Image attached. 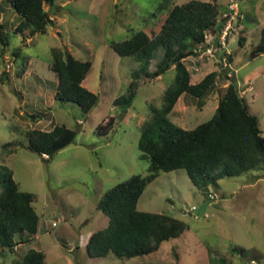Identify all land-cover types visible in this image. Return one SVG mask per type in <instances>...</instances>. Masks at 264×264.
Segmentation results:
<instances>
[{
	"label": "rangeland",
	"instance_id": "374dc122",
	"mask_svg": "<svg viewBox=\"0 0 264 264\" xmlns=\"http://www.w3.org/2000/svg\"><path fill=\"white\" fill-rule=\"evenodd\" d=\"M187 1L56 0L51 22L42 33L31 34L28 28L13 33L20 18L6 0H0V25L9 37V45L0 43V168H9L20 190L34 194L40 217L33 241L0 252V264L22 257L28 248L44 253L43 264H219L220 259L227 264H264V165L220 178L207 188L194 185L184 169L162 171L143 190L136 207L173 215L188 228L141 257L87 253L88 237L108 223L97 209L103 193L134 174L148 173L149 160L137 146L140 127L151 117L149 103L160 102L175 76L173 66L156 78L143 74L134 78L139 62L119 56L111 44L161 21L168 8L159 10L160 5ZM201 1L216 2L219 20H227L219 37L207 32L196 46L197 55L186 57L184 64L191 83L213 70L220 78L201 100L182 93L169 117L185 129L207 121L233 81L264 136V54L253 53L250 46L264 24V0ZM240 35L246 37L242 46ZM19 45L22 50L14 56L12 49ZM53 47L91 61L82 85L99 97L88 113L73 102L55 99L57 76L49 67ZM161 54L159 50L150 61L149 72L156 69ZM24 58L28 61L21 72ZM131 81L139 89L130 107L114 105ZM37 113L41 115L36 120L31 118ZM57 123L76 135L46 160L27 147L25 132L50 130ZM99 125L108 132L102 133ZM203 203L207 206L199 215ZM235 246L241 249L239 254Z\"/></svg>",
	"mask_w": 264,
	"mask_h": 264
},
{
	"label": "trees",
	"instance_id": "16d2710c",
	"mask_svg": "<svg viewBox=\"0 0 264 264\" xmlns=\"http://www.w3.org/2000/svg\"><path fill=\"white\" fill-rule=\"evenodd\" d=\"M6 2L20 18L13 33L27 28L31 34L42 33L56 10V0ZM162 9H167V12L161 21L146 25L124 40L111 44L119 56L134 57L139 62L138 69L132 73L134 78L141 74L156 78L173 66L175 76L160 102L149 103L151 117L140 127L137 146L149 160L148 173L134 174L103 193L97 209L108 217V223L88 237L86 249L90 257L109 254L126 259L141 257L157 251L164 241L178 238L188 228L184 220L173 215L137 209L143 190L160 172L184 169L194 185L207 188L220 178L238 176L264 165L263 131L233 81H229L207 121L185 129L170 119L182 93L201 100L213 92L217 76L220 78L217 71L213 70L198 82L191 83L184 59L197 55L196 46L205 40L207 32L218 38L227 17L219 20V6L210 1L189 0L171 7L160 5L159 10ZM1 28L0 25V43L7 46L8 33ZM245 41L246 37L240 35L239 45H244ZM250 46L253 53L264 54V24L257 42H251ZM21 50L20 45L15 46L12 54L19 56ZM159 50L162 54L156 69L149 72L150 61ZM27 61L23 59L21 72ZM91 65V61L76 59L64 48H51L49 67L57 76L55 99L73 102L83 113H88L99 97L82 85ZM138 89L136 82L131 81L126 92L112 103L125 109L130 107ZM202 104L200 101L199 105ZM39 115L41 113L30 116L36 120ZM107 130L100 129L102 133H107ZM25 134L27 147L41 156L47 155V160L73 142L76 132L57 123L50 130L32 129ZM33 202L34 194L20 190L12 171L7 167L0 168L1 253L33 241L40 218ZM233 250L239 254L241 249L235 246ZM44 258L42 251L28 248L22 257L12 259L9 264H43ZM219 264L227 263L220 259Z\"/></svg>",
	"mask_w": 264,
	"mask_h": 264
},
{
	"label": "water",
	"instance_id": "95a60500",
	"mask_svg": "<svg viewBox=\"0 0 264 264\" xmlns=\"http://www.w3.org/2000/svg\"><path fill=\"white\" fill-rule=\"evenodd\" d=\"M94 107V105L92 106V108ZM207 203H203L202 205H200V207L197 209V213H199V215H203L206 209Z\"/></svg>",
	"mask_w": 264,
	"mask_h": 264
},
{
	"label": "built area",
	"instance_id": "2783aa9c",
	"mask_svg": "<svg viewBox=\"0 0 264 264\" xmlns=\"http://www.w3.org/2000/svg\"><path fill=\"white\" fill-rule=\"evenodd\" d=\"M224 40H225V38H224ZM46 157H47V155H45ZM196 207L195 206H193V208L192 209H195ZM56 223H53V225H55Z\"/></svg>",
	"mask_w": 264,
	"mask_h": 264
}]
</instances>
